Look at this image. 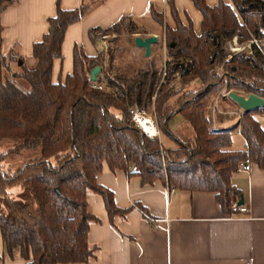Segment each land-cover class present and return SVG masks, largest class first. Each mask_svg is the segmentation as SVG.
<instances>
[{"label": "trees", "instance_id": "trees-1", "mask_svg": "<svg viewBox=\"0 0 264 264\" xmlns=\"http://www.w3.org/2000/svg\"><path fill=\"white\" fill-rule=\"evenodd\" d=\"M16 1L0 0V12ZM191 1L202 15L198 31L182 24L172 7L176 27L164 23V61L157 65L150 60L134 75L110 76L101 69L92 81L97 57L86 56L76 45L71 72L63 82H51V62L60 57L64 30L88 11L86 5L61 9L55 4L46 32L32 44L30 64L12 50L7 55L0 52V142H12V147L0 151V162L24 153L16 169H0V237L7 252L19 248L24 264L86 263L97 257L88 231L99 219L88 209L87 194L102 197L116 229L115 219L125 218L129 211L118 208L112 192L96 182L104 164L112 170L135 166L132 173L143 183L161 180L169 189L213 192L228 215L236 214L232 205L241 193L231 183L238 162L249 158L264 170V130L254 117L264 116V106L243 113L226 94H219V104L238 112L236 125L228 128L213 127L207 113L211 96L221 90L264 99V34L259 31L264 28V0H231L234 7L223 1L213 6L206 0ZM151 15L163 23L160 13ZM139 29L133 16H122L108 28H91L88 34L95 42L105 33L132 36ZM233 36L239 42L257 40L250 44V55L239 52L225 60ZM217 66L221 72L210 74ZM163 72L166 82L161 81ZM176 73L183 85L200 88L171 90ZM97 82L101 88L93 86ZM134 105L153 110L158 129L174 140L176 148H163L158 137H148L131 123ZM219 110L218 122L228 112L223 106ZM175 115L190 125L188 139L180 140L170 130ZM236 129L246 139L247 150L230 148Z\"/></svg>", "mask_w": 264, "mask_h": 264}, {"label": "crops", "instance_id": "crops-1", "mask_svg": "<svg viewBox=\"0 0 264 264\" xmlns=\"http://www.w3.org/2000/svg\"><path fill=\"white\" fill-rule=\"evenodd\" d=\"M219 1L231 5V0H206L211 6ZM56 3L61 9L81 5L89 9L65 28L60 57L51 62L52 83L63 82L71 72L72 49L76 45L88 57L97 55L95 44L99 36L92 42L88 34L91 28H108L122 16H133L138 24L146 19L156 24L151 15L154 11L172 28L176 27V16L197 32L202 19L191 0H17L0 12L1 54L7 55L12 50L30 64L32 44L46 32V19L54 15ZM144 28L145 32L139 31L138 36L155 35L158 41L151 47L159 43L155 27ZM180 119L183 121L181 116ZM232 120L236 125L238 117L227 120L221 117L219 125L234 126L229 125ZM261 127L264 130V125ZM242 141L241 136L233 133L230 148L243 150ZM132 171V168L112 170L103 165L96 182L112 192L118 208L129 211L125 218L115 219L116 229L102 197L89 192L88 209L99 221L91 222L88 240L98 248L97 257L86 263L62 264H264V170L254 162L249 172L231 174V183L240 190L246 208L245 212L233 215L221 211L213 192L169 189L161 180L143 183ZM24 261L19 248L7 252L0 237V264H24Z\"/></svg>", "mask_w": 264, "mask_h": 264}, {"label": "rangeland", "instance_id": "rangeland-1", "mask_svg": "<svg viewBox=\"0 0 264 264\" xmlns=\"http://www.w3.org/2000/svg\"><path fill=\"white\" fill-rule=\"evenodd\" d=\"M231 6H233V3L231 2ZM156 24H152V21L150 20H145L144 22H139L140 25L150 27L153 25L155 27V31L159 33V43L156 45H153L151 47V54L148 57L144 56V50L141 48H137L134 45L133 38L138 35V32L133 34L132 36H117L113 32H109L106 35L108 36L106 39H104L105 44L102 43L101 35H99V39L97 43L95 44L97 46V62L98 65L101 67L103 73H108L110 76H113L115 74H130L134 75L136 71L141 70L145 68V65L147 64L148 61H154L157 65L162 64L161 62L164 61V57L167 53L166 45H165V36H164V22L160 24L158 21H156ZM138 31H143L145 32L146 28L142 27ZM112 34V35H108ZM103 35V34H102ZM264 42V37L261 40ZM102 46L105 47V49H100ZM103 47V48H104ZM227 56L226 59H229V50L228 46L226 48ZM234 54V53H232ZM219 67L217 66L214 67L210 70V74L216 72H221L219 70ZM16 70V68H15ZM161 81H163V76ZM166 82L165 78L164 81ZM169 88L171 90H178L180 89L181 92L185 91H196L200 88V85H195L194 83L186 84L183 85L179 79V75L176 74V78L171 81L169 84ZM224 90H221L217 92L215 95H212L211 98H213L212 104L207 108V113L211 116L212 119V126H213V117L215 118V126L219 125V122L217 121L216 118V112H220L219 108L221 109V106H223L227 113H222L221 117L226 119H230L232 117H235V114L233 112H229V107L225 103L219 104V100L217 102V97L219 94H223ZM220 105V106H219ZM144 110V109H141ZM145 111V110H144ZM147 114H149L152 119L155 121L156 125V115L154 114L153 110H146L145 111ZM147 115V116H149ZM149 116V117H150ZM254 117L259 121L261 125H264V116L260 115L258 113L254 114ZM221 119V118H220ZM220 121V120H219ZM132 123V122H131ZM235 120H232L229 122V125H234ZM133 124V123H132ZM158 128V126H157ZM169 128L173 133L180 139V140H185L188 139L192 135V129L190 125H188L186 122L184 123L181 121L180 116H174L170 122ZM159 130V129H158ZM159 135L157 136L160 143L162 144L163 148H176V143L174 142L173 139H171L169 136H167L164 132H161L159 130ZM12 147V142L10 141H1L0 142V151H4L8 148ZM24 156V153L22 155H16V156H11L5 158L3 161L0 162V169L4 171H13L16 169ZM12 190H15L13 188ZM13 192V191H12Z\"/></svg>", "mask_w": 264, "mask_h": 264}, {"label": "built area", "instance_id": "built-area-1", "mask_svg": "<svg viewBox=\"0 0 264 264\" xmlns=\"http://www.w3.org/2000/svg\"><path fill=\"white\" fill-rule=\"evenodd\" d=\"M259 31L264 34V28H260ZM106 34L107 33L101 35V39L103 40L102 41L103 44H105L104 39H106L108 37ZM108 35H112V34H108ZM253 42L257 43V40L256 39H251V40H248V41H245V42H239L237 40V36H233L227 42V46H228V50H229V57L231 56L232 53H239V52H246L248 55H250L251 54L250 44L253 43ZM261 44L264 45V42L262 41ZM103 47L104 46H102L100 49L101 50L105 49V47L104 48ZM219 70H221V67H219ZM176 74H178V73H176ZM162 75H163V81H164L165 72H163ZM93 86L101 88V84L100 83H94ZM223 94L225 95L227 93L225 92ZM134 110H137L141 116L149 115V114H147L144 110H141L140 108H138L136 105L131 107V122L133 123V125L138 127L133 122ZM152 126H154L156 128V134L153 135V136L149 135L147 132L142 130L140 127H138V128L141 129L144 132V134L147 135L148 137H151V138L157 137L160 132H159V130L157 128V125H156L154 120H153ZM213 127H215V118L214 117H213ZM233 133H235L236 135H239V136H241L243 138V136L241 134V131L239 129L234 130ZM242 146H243V150H247L248 149V143H247L246 139H244V138H243V141H242ZM251 167H252V160L249 159V158H245V159H242V160H240L238 162L235 171H238V172H249L251 170ZM132 170L133 171L136 170V167L132 166ZM232 207L236 210V213H238V214L243 213V212L246 211V208L243 205H238L237 202L233 203Z\"/></svg>", "mask_w": 264, "mask_h": 264}, {"label": "water", "instance_id": "water-1", "mask_svg": "<svg viewBox=\"0 0 264 264\" xmlns=\"http://www.w3.org/2000/svg\"><path fill=\"white\" fill-rule=\"evenodd\" d=\"M158 41V37L155 35H149L141 37L136 35L133 38V42L136 47L144 49V56L148 57L151 53V45ZM101 70L99 65L95 66L91 72L90 77L92 81H96L97 76ZM237 106L242 110L243 113L251 112L253 110L262 108L264 106V99L254 93L241 94L235 91H228L226 94ZM238 205L243 204V197L240 195L237 201Z\"/></svg>", "mask_w": 264, "mask_h": 264}, {"label": "bare ground", "instance_id": "bare-ground-1", "mask_svg": "<svg viewBox=\"0 0 264 264\" xmlns=\"http://www.w3.org/2000/svg\"><path fill=\"white\" fill-rule=\"evenodd\" d=\"M133 122L142 130L153 136L156 134V128L152 126L153 119L147 115L141 116L137 110L133 113Z\"/></svg>", "mask_w": 264, "mask_h": 264}]
</instances>
